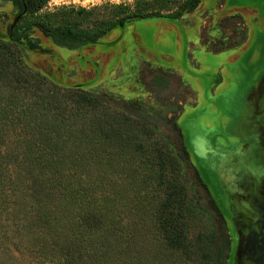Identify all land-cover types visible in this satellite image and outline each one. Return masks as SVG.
<instances>
[{
  "label": "trees",
  "instance_id": "trees-1",
  "mask_svg": "<svg viewBox=\"0 0 264 264\" xmlns=\"http://www.w3.org/2000/svg\"><path fill=\"white\" fill-rule=\"evenodd\" d=\"M49 1L0 0V264H226V223L176 102L156 96L170 116L154 114L26 63L39 35L75 50L132 21L176 20L199 0H134L98 18L97 7L44 10Z\"/></svg>",
  "mask_w": 264,
  "mask_h": 264
},
{
  "label": "rangeland",
  "instance_id": "rangeland-1",
  "mask_svg": "<svg viewBox=\"0 0 264 264\" xmlns=\"http://www.w3.org/2000/svg\"><path fill=\"white\" fill-rule=\"evenodd\" d=\"M133 1L50 0L44 10L97 7L98 18L109 5ZM3 20L0 15V31ZM39 37L42 50L26 53V63L59 86L110 93L154 114H166L161 100L176 102L184 147L225 222H230L217 181L228 180L226 162H235L234 153H246L239 145L242 133L252 130L260 136L264 130V0H199L192 12L176 20L132 21L75 50ZM159 95L163 99L157 100ZM256 170L260 168H251V173ZM241 182L237 197L249 207ZM259 206L252 207L254 214L262 211ZM233 209L237 215L247 211L239 204ZM232 252L226 264H243L248 257L239 249Z\"/></svg>",
  "mask_w": 264,
  "mask_h": 264
},
{
  "label": "flooded vegetation",
  "instance_id": "flooded-vegetation-1",
  "mask_svg": "<svg viewBox=\"0 0 264 264\" xmlns=\"http://www.w3.org/2000/svg\"><path fill=\"white\" fill-rule=\"evenodd\" d=\"M262 133L260 136L252 130L242 133V144L239 145L244 146L246 153H234L235 162L224 159L231 171H228V180L223 181L219 178L217 181L223 188V198L230 213V222H225L230 241L229 253L233 251L232 253L235 254L238 249L247 252L248 257L243 264H264V130ZM226 145L229 147V142ZM232 145L234 144L232 143ZM231 151H234V148ZM251 168H260V170L251 173ZM234 173L236 175L231 176ZM239 174L240 176H238ZM242 179L249 207L239 203L237 197L239 193L237 185L242 184ZM236 204L247 211H240V208V213L238 212L240 216H238L233 209ZM258 204L262 211L257 210L258 212L254 214L252 207L256 210Z\"/></svg>",
  "mask_w": 264,
  "mask_h": 264
}]
</instances>
